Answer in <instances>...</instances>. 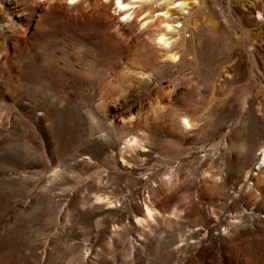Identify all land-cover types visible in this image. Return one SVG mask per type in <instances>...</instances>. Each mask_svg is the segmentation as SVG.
<instances>
[{
	"label": "rangeland",
	"instance_id": "374dc122",
	"mask_svg": "<svg viewBox=\"0 0 264 264\" xmlns=\"http://www.w3.org/2000/svg\"><path fill=\"white\" fill-rule=\"evenodd\" d=\"M122 2L0 0V264H264V1Z\"/></svg>",
	"mask_w": 264,
	"mask_h": 264
},
{
	"label": "bare ground",
	"instance_id": "6f19581e",
	"mask_svg": "<svg viewBox=\"0 0 264 264\" xmlns=\"http://www.w3.org/2000/svg\"><path fill=\"white\" fill-rule=\"evenodd\" d=\"M73 2H76V1H78V0H72ZM260 1H264V0H246V3L247 2H249L250 4V8L251 9H253V13L254 14H257L258 16H261L262 15V12H261V10H259L258 8H257V3H259ZM118 3L119 4H121V5H124L125 4V2H122V0H118ZM187 7H188V4H183L182 5V11H184L185 9H187ZM249 12H251V11H249ZM167 14H168V17H159L158 19H157V22L155 23V24H152L147 30H149V29H151L153 26H155L157 23H165V22H167L168 21V18H171L172 17V13L171 12H169V10H168V12H167ZM257 16V17H258ZM170 59H172L173 61H175L176 60V55H171L170 56ZM228 71H226V73H227ZM183 122H184V125L186 126V127H188V128H190L191 127V125H190V121L188 120V119H184L183 120ZM262 163L264 164V158L262 159ZM146 211H147V213H149V215L153 212V209H151V208H149V207H146Z\"/></svg>",
	"mask_w": 264,
	"mask_h": 264
}]
</instances>
